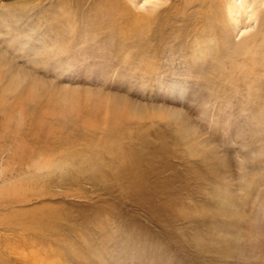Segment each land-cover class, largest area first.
<instances>
[{"label": "rangeland", "instance_id": "1", "mask_svg": "<svg viewBox=\"0 0 264 264\" xmlns=\"http://www.w3.org/2000/svg\"><path fill=\"white\" fill-rule=\"evenodd\" d=\"M155 1L0 0V264H264V19Z\"/></svg>", "mask_w": 264, "mask_h": 264}, {"label": "bare ground", "instance_id": "2", "mask_svg": "<svg viewBox=\"0 0 264 264\" xmlns=\"http://www.w3.org/2000/svg\"><path fill=\"white\" fill-rule=\"evenodd\" d=\"M106 1V0H104ZM108 1V0H107ZM150 1L151 3H155L156 5V2L155 0H148ZM180 2V0H177L176 3L173 5V8L176 10V11H180L181 10V7L183 8V11H187L189 8H191L193 5H198V4H201L203 5L205 8H206V17L207 19L209 20H213L215 19V17L217 16V13L218 11L217 10H221L222 11V0H181L180 2V5L181 7H179L177 5V3ZM236 0H231V3L232 4H235ZM239 3L241 5H246V8H245V11L248 12L249 14V23L247 24V26L245 28H249V29H252L255 25L258 24L259 21L262 20V18L264 19L263 17V14H264V10H263V4H264V0H239ZM114 5V4H112ZM229 7H230V10L231 11V8H234L235 5H231L229 3ZM172 8V6H171ZM171 8L169 9H166L162 12H159L157 11L156 13V16H155V23L156 25H162V24H165V25H168V24H173V20L178 18V16L174 15L173 13H171ZM236 8V7H235ZM112 9V8H111ZM115 9V8H114ZM112 9V11L114 10ZM232 13V11H231ZM190 15H184L183 18H186V17H189ZM179 19V18H178ZM216 22V21H215ZM202 32H201V35H207L208 34V30L207 28H204V29H201ZM245 31H248V30H244L243 32ZM255 41V46L256 44H261V43H264V37L263 38H255L254 39ZM236 49L233 51V57L236 58L235 59H239V56L243 57V59L245 60L246 57L248 56V53L247 52H244L243 49H245L243 46L239 45V44H236ZM246 49H250L251 47H248V44L245 46ZM241 54V55H239ZM251 65L252 67H254L256 65V62H251ZM264 104V102H263ZM4 166L0 167V171L4 170L3 169Z\"/></svg>", "mask_w": 264, "mask_h": 264}]
</instances>
